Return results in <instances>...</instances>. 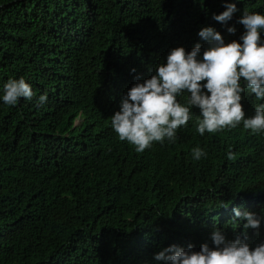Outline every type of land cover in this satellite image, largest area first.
<instances>
[{
  "label": "trees",
  "instance_id": "1",
  "mask_svg": "<svg viewBox=\"0 0 264 264\" xmlns=\"http://www.w3.org/2000/svg\"><path fill=\"white\" fill-rule=\"evenodd\" d=\"M227 2L237 12L222 24L225 0H0V264H163L154 255L170 245L213 247L215 228L241 235L233 208L261 217L247 243L264 242V132L201 136L193 107L175 142L137 153L111 127L172 48L199 44L202 57V28L240 42L243 12L264 15V0ZM20 78L33 97L4 104ZM242 96L246 118L264 103Z\"/></svg>",
  "mask_w": 264,
  "mask_h": 264
},
{
  "label": "clouds",
  "instance_id": "2",
  "mask_svg": "<svg viewBox=\"0 0 264 264\" xmlns=\"http://www.w3.org/2000/svg\"><path fill=\"white\" fill-rule=\"evenodd\" d=\"M237 12L236 4L225 0V10L213 19L222 24ZM238 23L243 25L239 41L225 43L219 32L204 27L198 36L207 42L202 52L199 44L191 51L172 48L166 63L158 64L154 74L143 83H135L123 96L120 110L111 116V127L120 141H127L137 153L150 148L154 142H175L177 130L187 127L193 119L191 109H199L195 130L201 136L232 130L243 125L252 134L264 132V103L255 106L254 115L247 117L241 103L246 90L257 100H264V15L243 12ZM235 33L234 27L227 29ZM131 71L135 72V69ZM243 82V86H242ZM4 104L15 106L21 98L31 99V86L23 78L8 80L2 88ZM188 93L186 104L177 97ZM47 97L41 95V103ZM193 159L206 153L199 147L192 150ZM228 160H235L231 151ZM220 207H227L221 204ZM235 221H243L241 235L229 241L221 229L215 228L210 239L213 247L202 243L199 251L188 244L163 248L154 259L163 264H264V242L250 246L248 229H258L261 217L250 211L233 208Z\"/></svg>",
  "mask_w": 264,
  "mask_h": 264
},
{
  "label": "rangeland",
  "instance_id": "3",
  "mask_svg": "<svg viewBox=\"0 0 264 264\" xmlns=\"http://www.w3.org/2000/svg\"><path fill=\"white\" fill-rule=\"evenodd\" d=\"M76 123H78V121H76Z\"/></svg>",
  "mask_w": 264,
  "mask_h": 264
}]
</instances>
